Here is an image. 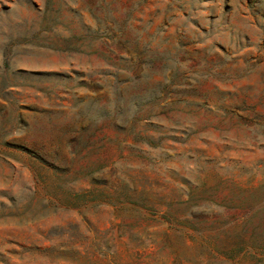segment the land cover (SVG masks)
<instances>
[{"label": "rangeland", "instance_id": "obj_1", "mask_svg": "<svg viewBox=\"0 0 264 264\" xmlns=\"http://www.w3.org/2000/svg\"><path fill=\"white\" fill-rule=\"evenodd\" d=\"M0 264H264V0H0Z\"/></svg>", "mask_w": 264, "mask_h": 264}]
</instances>
